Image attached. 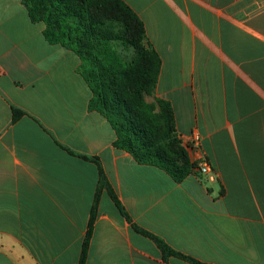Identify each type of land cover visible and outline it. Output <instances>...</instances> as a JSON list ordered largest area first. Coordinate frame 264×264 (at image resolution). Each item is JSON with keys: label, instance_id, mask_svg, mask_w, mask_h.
<instances>
[{"label": "crops", "instance_id": "crops-1", "mask_svg": "<svg viewBox=\"0 0 264 264\" xmlns=\"http://www.w3.org/2000/svg\"><path fill=\"white\" fill-rule=\"evenodd\" d=\"M121 1L162 60L156 96L193 160L200 135L211 172L177 183L116 148L80 58L46 40L23 0H0V264L79 263L100 175L81 156L99 159L132 220L174 251L264 264V0ZM86 264L164 260L104 190Z\"/></svg>", "mask_w": 264, "mask_h": 264}, {"label": "trees", "instance_id": "trees-1", "mask_svg": "<svg viewBox=\"0 0 264 264\" xmlns=\"http://www.w3.org/2000/svg\"><path fill=\"white\" fill-rule=\"evenodd\" d=\"M34 23L45 24L44 36L81 60L77 72L92 92L89 109L105 117L116 132L115 147L140 165L157 167L177 183L200 176L176 128L172 104L156 96L162 60L148 43L144 23L121 0H23ZM24 114L13 110V121ZM71 154H75L69 150ZM77 155V154H76ZM99 181L78 264H86L102 191H106L134 230L150 238L164 264L177 257L203 264L174 251L161 238L137 225L118 198L98 158ZM202 175V174H201Z\"/></svg>", "mask_w": 264, "mask_h": 264}, {"label": "built area", "instance_id": "built-area-1", "mask_svg": "<svg viewBox=\"0 0 264 264\" xmlns=\"http://www.w3.org/2000/svg\"><path fill=\"white\" fill-rule=\"evenodd\" d=\"M201 137L198 133H193L190 137L189 143L196 150L194 161L199 162L198 171L203 174H209L211 172V167L206 160L204 153L200 150Z\"/></svg>", "mask_w": 264, "mask_h": 264}, {"label": "rangeland", "instance_id": "rangeland-1", "mask_svg": "<svg viewBox=\"0 0 264 264\" xmlns=\"http://www.w3.org/2000/svg\"><path fill=\"white\" fill-rule=\"evenodd\" d=\"M193 160V159H192Z\"/></svg>", "mask_w": 264, "mask_h": 264}]
</instances>
